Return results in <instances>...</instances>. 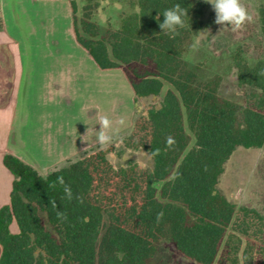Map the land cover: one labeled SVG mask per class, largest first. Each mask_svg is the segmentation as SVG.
Wrapping results in <instances>:
<instances>
[{
    "label": "trees",
    "instance_id": "1",
    "mask_svg": "<svg viewBox=\"0 0 264 264\" xmlns=\"http://www.w3.org/2000/svg\"><path fill=\"white\" fill-rule=\"evenodd\" d=\"M176 3L188 16L180 35L170 38L159 23L163 11ZM71 5L76 14V4ZM131 5L108 43L83 38L76 17L74 27L77 40L102 69H123L136 104L159 97L165 83L170 85L160 104L137 117L123 140L127 148L149 153L153 170L113 167L112 147L86 153L47 176L6 155L4 165L14 182L10 204L0 209V264H149L165 239L195 264H264V216L237 208L218 189L237 147L264 148V77L256 75L264 61L236 62L239 84L254 91L245 106L221 98L218 80L202 79L185 58L203 29V3L134 0ZM259 21L264 41V7ZM85 25V33L95 27L88 20ZM186 124L194 136L191 148ZM58 176L82 203L61 199L63 187H51ZM156 181L164 183L163 201ZM57 210L66 212L67 220L57 219ZM158 213H163L159 220ZM245 237L252 241L240 256Z\"/></svg>",
    "mask_w": 264,
    "mask_h": 264
},
{
    "label": "crops",
    "instance_id": "2",
    "mask_svg": "<svg viewBox=\"0 0 264 264\" xmlns=\"http://www.w3.org/2000/svg\"><path fill=\"white\" fill-rule=\"evenodd\" d=\"M0 10L1 209L14 182L6 155L47 176L99 148L84 136L99 131L98 113L126 117L114 141L129 133L136 96L122 68L102 69L79 43L69 0H0Z\"/></svg>",
    "mask_w": 264,
    "mask_h": 264
},
{
    "label": "rangeland",
    "instance_id": "3",
    "mask_svg": "<svg viewBox=\"0 0 264 264\" xmlns=\"http://www.w3.org/2000/svg\"><path fill=\"white\" fill-rule=\"evenodd\" d=\"M69 1L76 4L77 10L74 17H76L77 28L81 36L85 39H102L108 43L110 32L119 29L122 18L133 10L131 3L134 0ZM199 1L204 5L203 29L188 46L185 58L191 65L198 67L202 79L218 80L217 91L221 98L245 106L254 91L239 84L236 62L242 61L254 65L257 61H264V41L259 21V11L264 7V0H242L253 16V22L235 32L230 28L220 32L221 26L214 22L215 12L212 6L205 3V0ZM87 13H89L90 19L85 16ZM87 20L95 24L89 33L84 32ZM91 32H96V35L93 36ZM197 41L198 45L194 50L192 45ZM168 89H170V85L165 83L159 97L138 100L136 118L146 113L150 107L158 106ZM183 113L186 121L187 113L184 108ZM186 130L190 136L189 148H191L194 136L187 124ZM129 133L116 139L109 146L113 148V151L108 155L110 163L117 169L138 165L142 169L152 171L154 162L149 153L143 150L129 149L125 146L123 140ZM163 184L160 181L155 182L160 200H162L160 190ZM218 189L237 208L242 206L253 208L264 216V148L237 147L224 166ZM249 241L252 240L243 238L240 256ZM149 264L195 263L184 258L176 250L174 244L169 239H165L159 243L157 253Z\"/></svg>",
    "mask_w": 264,
    "mask_h": 264
},
{
    "label": "clouds",
    "instance_id": "4",
    "mask_svg": "<svg viewBox=\"0 0 264 264\" xmlns=\"http://www.w3.org/2000/svg\"><path fill=\"white\" fill-rule=\"evenodd\" d=\"M205 3H209L215 12V23L221 26L220 32L227 31L229 28L235 32L244 28L246 24L253 22V16L249 13L246 6L242 3V0H205ZM164 19L159 23V28L164 35L170 38H175L180 35V30L186 26L185 17L188 16V10L181 6L180 3H176L171 8H167L162 13ZM157 21L160 17L157 15ZM197 43L192 45L195 50ZM258 77H264V67H261L256 72ZM96 124H99V131H96L94 127L87 129V136L89 132L95 138V143L100 150H106L114 141L115 134L119 132L118 126H124L126 124V117L120 116L117 119H112L108 114L98 113L96 116ZM95 124V125H96ZM59 184L63 187L64 195L61 199L72 201L76 199L82 203V200L78 196H75L71 190L70 185L66 184L63 176H58L57 180L53 182L51 187H55ZM53 208L55 209V201H51ZM57 219L62 222L67 220V213L57 210ZM163 213L157 214V220L161 219Z\"/></svg>",
    "mask_w": 264,
    "mask_h": 264
}]
</instances>
